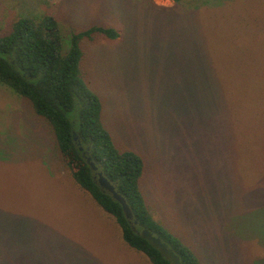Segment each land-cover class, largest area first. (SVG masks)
Wrapping results in <instances>:
<instances>
[{
	"label": "rangeland",
	"instance_id": "rangeland-1",
	"mask_svg": "<svg viewBox=\"0 0 264 264\" xmlns=\"http://www.w3.org/2000/svg\"><path fill=\"white\" fill-rule=\"evenodd\" d=\"M46 13L64 36L118 30L82 40L81 70L115 143L145 160L154 217L202 264H264V0H0V35ZM0 264H152L1 81Z\"/></svg>",
	"mask_w": 264,
	"mask_h": 264
},
{
	"label": "trees",
	"instance_id": "trees-1",
	"mask_svg": "<svg viewBox=\"0 0 264 264\" xmlns=\"http://www.w3.org/2000/svg\"><path fill=\"white\" fill-rule=\"evenodd\" d=\"M118 36V30L107 25H95L64 36L56 17L50 13L19 17L9 33L0 35V81L28 98L36 112L51 123L72 176L115 217L130 246L146 254L152 264H170L141 235L142 229L148 228L174 249L182 264H202L180 236L154 217L141 188L145 160L138 152L115 143L102 120V101L82 73V40ZM83 151L92 156L98 170L126 198L138 221L135 228L122 205L101 188L95 179L97 172L92 170Z\"/></svg>",
	"mask_w": 264,
	"mask_h": 264
},
{
	"label": "water",
	"instance_id": "water-1",
	"mask_svg": "<svg viewBox=\"0 0 264 264\" xmlns=\"http://www.w3.org/2000/svg\"><path fill=\"white\" fill-rule=\"evenodd\" d=\"M74 140H78L77 134H74ZM83 149V147H80ZM86 160L92 170L97 172V175L95 176V179L99 183L102 189L109 192L112 197L117 200L123 207L124 213L126 217L132 222L133 221V227L135 228V225L138 223L137 220L134 219V213L127 202L126 198L118 191L116 188V185L112 183L104 174L103 172L98 170V166L95 164V162L92 160V156L86 155ZM141 235L148 239L154 247L158 248L161 255L164 256L166 259L169 260L170 264H182L180 256L174 251L172 247L169 246L167 242L162 240L160 236L155 235L151 230L148 228H143L140 232Z\"/></svg>",
	"mask_w": 264,
	"mask_h": 264
},
{
	"label": "flooded vegetation",
	"instance_id": "flooded-vegetation-1",
	"mask_svg": "<svg viewBox=\"0 0 264 264\" xmlns=\"http://www.w3.org/2000/svg\"><path fill=\"white\" fill-rule=\"evenodd\" d=\"M80 147H81V146H80ZM81 150H82V149H81ZM83 155H84V157H86V155H87V154H86V152H85V151H83Z\"/></svg>",
	"mask_w": 264,
	"mask_h": 264
},
{
	"label": "crops",
	"instance_id": "crops-1",
	"mask_svg": "<svg viewBox=\"0 0 264 264\" xmlns=\"http://www.w3.org/2000/svg\"><path fill=\"white\" fill-rule=\"evenodd\" d=\"M169 1V0H168ZM172 1H174V0H172ZM175 2V1H174ZM146 170H147V167L145 168ZM146 170L144 171L145 173H146Z\"/></svg>",
	"mask_w": 264,
	"mask_h": 264
}]
</instances>
